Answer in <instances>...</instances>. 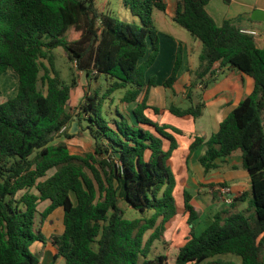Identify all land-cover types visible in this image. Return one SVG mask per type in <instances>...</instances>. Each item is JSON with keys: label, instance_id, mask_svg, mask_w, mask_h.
<instances>
[{"label": "trees", "instance_id": "16d2710c", "mask_svg": "<svg viewBox=\"0 0 264 264\" xmlns=\"http://www.w3.org/2000/svg\"><path fill=\"white\" fill-rule=\"evenodd\" d=\"M210 1L177 0L173 20L201 42L202 50L199 65L189 70L190 107L172 104L169 113L184 120L203 116L206 104L194 103V93L215 79L216 65H230L248 76L252 92L217 133L208 140L195 136L189 149L192 156L205 147L199 158L205 174L218 168L219 159L240 151L251 191L233 197L197 235L194 224L200 214L193 196L185 190L180 207L174 195V134L183 131L148 115L162 111L149 104L158 82L148 73L161 53L154 14L165 13L166 2L122 0L139 19L133 27L107 13L105 3L100 9L97 0H0V78L11 69L18 79L17 95L0 104V264H41L31 246L47 245L43 226L58 209L64 230L57 247L51 246L54 262L62 257L66 264H168L167 255H150L154 243L163 240L165 225L182 215L191 233L176 264H202L221 255L264 264V48L232 21L218 27L206 11ZM72 31L77 34L73 40ZM59 48L88 84L103 79L107 89L89 93L87 88L72 108L78 82L69 84L61 76L53 53ZM183 62L180 43L165 89L174 90ZM117 92H123L122 105H134L131 112L118 106L112 110ZM76 117L79 129L94 142L93 152L84 156L56 142L73 138L69 132ZM217 186L228 187L226 182ZM45 202L48 206L40 211ZM245 202L247 210L235 211ZM120 203L140 217L128 218Z\"/></svg>", "mask_w": 264, "mask_h": 264}, {"label": "rangeland", "instance_id": "374dc122", "mask_svg": "<svg viewBox=\"0 0 264 264\" xmlns=\"http://www.w3.org/2000/svg\"><path fill=\"white\" fill-rule=\"evenodd\" d=\"M104 3L106 7L104 8V10L114 18L120 21H124L128 24H131L133 27L139 24V19L137 17L132 16L130 13H128L125 10L122 0H107L105 2L104 0H97V5L102 10H103L102 5H104ZM154 15H155L156 28L159 31V36L161 41L160 54H162V56L160 60H158L156 65L153 67L152 70L153 74H151V76H155L158 80V85L152 88V99H153L152 103L153 105H158L157 102L161 100V105H164V103L166 104L165 95L168 94L171 96V97L169 96L167 97L168 104L170 103V98H173L172 103H174L180 108L186 109L191 105L186 97L187 92H185V96L183 97L176 96L177 92H179L180 90V87H177V92L175 90H170V89L166 90L163 87V81L170 75L171 69L173 67V65H171L172 51H171V46L168 44L169 43L168 41L170 40L174 41L177 44V47H179L180 43L182 44V46L184 44H187L188 48L192 43L193 46H196L197 50L192 55L193 68L195 67L197 68V66L199 65V56L201 54V43L198 40H196L188 31H186L184 28H182L177 23H175V21L171 19L168 14L156 10ZM76 37L77 34L74 31H72L70 34V38L73 40ZM258 45L259 47L264 48V42H262V40L259 41L258 39ZM53 53L56 57L57 68L61 72V76L63 77V79L69 84L72 83L73 79L78 82L77 88H75L72 91V95H71L70 106L72 108L77 107L79 105V103L82 101L84 97V92L87 88H88L87 91L89 93H93V91L95 89H98L100 86L103 87V91L107 89L109 84L105 83V80L103 79H100L99 81L96 82L92 81L91 84H88L85 75L83 73H79L78 71H76L75 65L69 61L66 53L62 48L55 50ZM214 78L215 79H211L207 81L208 86L206 89H203L201 86H199V88L195 90L194 103L204 102L207 106H209L212 104V102L215 99L220 100L221 97L223 96L229 99L241 100L244 97H246L247 93H249L253 89V83L251 79L248 76L241 74L238 70L231 67L230 65H227L219 69V72L216 73V76ZM182 82L183 81H181V84ZM17 93H18V79L15 73L13 72V70L10 69L5 75H3L0 78V103L1 101L15 97ZM122 97H123V92H117L116 94L113 95V99L116 100V102L115 105L112 107V110L116 109V106H118V108L123 112H131V110L134 108V105H131L129 107L122 105L119 102V100ZM210 108L211 106L207 108V113L204 119H206V117L208 118V115H210ZM198 122L196 123L195 127L199 125ZM164 123L174 125L182 131L183 129H185L186 132L184 130L185 132L184 135H186V137L184 138L182 137L181 139L183 140V142H186V139L190 138L191 135L190 132L192 131L191 123L185 122L171 115H168V117H166ZM71 136H73V138L71 139H67L65 137H62L60 139L58 138L56 142L57 143L65 142L68 145V148L72 155L84 156L87 153L93 152L94 142L88 132L80 130L78 126V133L72 134ZM183 142H179V149L175 153V156L173 158V169H172V172L176 179V187H175L174 195L177 204L179 206L180 205L184 206L183 193L185 190L190 192L192 196L198 197V193H199L198 189L200 188L201 189L200 193L204 191L203 196L204 197L206 196L205 198H207V196L210 197L209 194L210 188L209 189L202 188V186L200 185L197 187L194 184V181L198 182V180L200 179V174L195 170L196 163H194L193 161H190L189 163L192 170L191 177H189L191 180H187V176H184L181 173H179L178 164H180L182 161L186 164L187 153H189L188 149H187V153L185 152L182 153L184 150ZM235 154L236 156H238L241 155V152L238 151ZM183 157L184 160H182ZM223 171L224 170L220 168L212 170L209 174L206 175V179L208 181L212 179H217V180L223 179L224 176ZM54 172L55 170H51L48 173V176H51L52 174H54ZM222 188L224 187L219 186L217 189V193L213 194L210 197V199H214L213 201L214 204L217 203L221 205V208H225L229 206V204L226 203L225 201L230 194H226V195L221 194ZM210 191L215 192V189L212 188L210 189ZM48 204L49 202L40 204L39 210L40 211L45 210ZM120 205L126 211L128 218L140 217L139 214H137L134 210L129 209L124 203H120ZM247 209L248 207H246L245 210ZM240 211L242 212V210ZM62 212H63L62 209L56 210L48 218L42 230L44 235L48 238L49 243L51 245H54L55 247H57L56 242L61 240L64 230ZM149 236H150V232L146 235V239H148ZM165 246H167V244H164V241L155 242L153 246V252L150 255V258H155L157 255H161V254L164 255L167 254ZM31 252L33 255H35L40 259L41 264H66L65 260L62 257L59 258L56 262H54V257L52 253L49 251V249L46 250L45 245L41 242L34 243L31 246ZM233 259L239 260V258L234 255H221L211 258L202 264H213V262L215 261H220V260L231 261ZM141 263L142 260L140 264ZM169 264H176L175 258L172 253L170 254Z\"/></svg>", "mask_w": 264, "mask_h": 264}, {"label": "crops", "instance_id": "0c3cea01", "mask_svg": "<svg viewBox=\"0 0 264 264\" xmlns=\"http://www.w3.org/2000/svg\"><path fill=\"white\" fill-rule=\"evenodd\" d=\"M164 1L167 4V10L165 13L168 14L171 19H174L175 14H176V9H177V0H164ZM206 11L215 20L218 27H221L225 21L229 20V21H232L234 24H237L238 26H240V28L256 30L258 32V36L255 38H256V43L258 47H259L258 39L259 41L262 40V42H264V0H211L209 4L206 6ZM168 42H169L168 44L171 46V51H172V58H171L172 64L171 65H173L174 60L176 58V52H177L178 47L174 41L170 40ZM183 46H184L183 67L179 74V80L177 81L174 87V90L176 92H177V87H180V90L179 92H177L176 96H181V97L185 96L186 88L190 84L191 74L189 70L196 69V67L195 68L192 67V55L197 50L196 46H193V43L190 45L189 48L187 44H184ZM201 50H202V44H201ZM161 56L162 54H160L158 60H160ZM152 70L153 68L149 71L148 76H151V74H153ZM215 70H216V73L219 72V65L215 66ZM181 81H183L182 84H181ZM253 88H254V84H253ZM252 90L249 93H247L246 96H248L252 92ZM168 96L171 97L168 94L165 95L166 104L164 103V105H161V100L159 99L160 101L157 102L158 105H153L152 89H151L149 104L151 106H156L160 108L162 111L159 116H154L151 112L148 115L153 121L159 123L160 125H169V126L179 129L178 127L174 125L164 123L168 115L174 116L169 113V107L172 104H174L172 103L173 98H170V103L168 104L167 103ZM241 100L229 99L223 96L221 97L220 100L215 99L211 105L209 106L206 105L204 109V114L200 119L194 120L192 118H189L187 120H184V119L179 118L185 122L191 123L192 131L190 132L191 134L190 138L186 139V142H183V140H181L182 137L184 138L186 137V135L174 134L177 144H178V148L173 153L172 164H173V158L175 156V153L179 149V142H183L184 150L182 153L184 152L187 153V149L189 153H187L186 164L183 161L180 164H178L179 173H181L184 176H187V180H191L189 177H191L192 170H191L189 163L190 161H193L194 163H196L195 170L200 174V179L198 180V182L194 181V184L197 187L200 185L202 186V188H208V189L209 188L212 189L213 187H210V184H213L214 185L213 189H215V192H211L209 189L210 197L213 194L217 193V189L219 187L217 185L223 182H226L227 186L230 188L231 193L229 197L231 198L235 197L236 195H241L244 192L251 191V182L249 179V175L246 172V170L243 168L242 153L241 155H238V156L234 154L232 157L225 158V159H219L217 161V164H218V168L224 170L223 179H219V180L212 179L208 181L206 179L207 174H205L203 167L200 166V163H199V158L205 153V147L203 146L200 147L197 151H195L192 154V156H190V149H189L191 144L194 141L195 136L204 137L206 140H208L213 134L217 133L220 128L221 122L224 119H226L227 116L238 106ZM4 101H1V103H3ZM210 106H211L210 115H208V118L206 117V119H204L207 113V108ZM197 122L199 123V125L195 127ZM184 130L185 129H183V132ZM185 132L183 134H185ZM182 160H184V157L182 158ZM200 191L201 189L199 188L198 197L193 196V199H192V205L197 209V211L200 214L198 220L194 224L195 232L197 235L201 234L207 228V226H209L212 223L213 217L218 211H221L229 207L227 206L225 208H221V205L217 203L215 204L213 203L214 199H210V197L208 196L207 198H205L206 196L205 197L203 196L204 191L201 193ZM180 207H183V206L180 205ZM246 207H248V203L246 202L242 204L238 203L235 211H240V210L244 211ZM187 218H188L187 216L179 215V216L174 217L171 221H169L165 225L166 231L164 233V238L162 240L164 241V244H167V246H165L167 254L165 255H167V257L170 258V254L172 253L175 258V262H176V258H177L180 248L183 247L190 239L191 228L187 222ZM51 246L53 245H51L48 240V243L45 246L46 250L49 249L52 255H54L51 250ZM169 258H168V264H169ZM222 262L242 264V261L240 258L239 260L233 259L231 261H226V260L215 261L213 262V264H221Z\"/></svg>", "mask_w": 264, "mask_h": 264}, {"label": "built area", "instance_id": "2783aa9c", "mask_svg": "<svg viewBox=\"0 0 264 264\" xmlns=\"http://www.w3.org/2000/svg\"><path fill=\"white\" fill-rule=\"evenodd\" d=\"M241 33L244 35H248V36H253V37H257L258 36V32L256 30H252V29H245V28H241ZM231 190L228 187H224L221 190V194L226 195V194H230ZM226 203L230 204L232 203V198L231 197H227Z\"/></svg>", "mask_w": 264, "mask_h": 264}, {"label": "water", "instance_id": "95a60500", "mask_svg": "<svg viewBox=\"0 0 264 264\" xmlns=\"http://www.w3.org/2000/svg\"><path fill=\"white\" fill-rule=\"evenodd\" d=\"M78 133V122H77V117L75 118V122L72 125V128L70 130V134H75Z\"/></svg>", "mask_w": 264, "mask_h": 264}]
</instances>
